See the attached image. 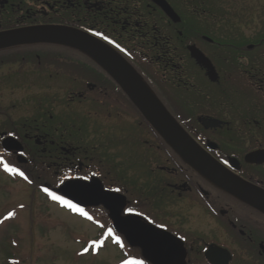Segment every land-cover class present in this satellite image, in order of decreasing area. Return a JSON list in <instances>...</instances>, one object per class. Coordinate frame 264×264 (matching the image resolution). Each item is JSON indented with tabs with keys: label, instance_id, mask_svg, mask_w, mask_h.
I'll return each mask as SVG.
<instances>
[{
	"label": "flooded vegetation",
	"instance_id": "flooded-vegetation-1",
	"mask_svg": "<svg viewBox=\"0 0 264 264\" xmlns=\"http://www.w3.org/2000/svg\"><path fill=\"white\" fill-rule=\"evenodd\" d=\"M166 1L179 22L153 0H0V99H7L0 101V162L23 169L41 158L44 195L69 181L94 183L118 197L123 217L174 235L184 264H264L263 212L186 163L96 60L72 46L31 41L52 28L101 40L222 165L224 178L240 183L235 191L264 193V26L253 22L263 18L259 0ZM185 17L203 26L179 27ZM243 27L255 29L250 35ZM132 166L138 170L130 178ZM59 197L82 208L87 215L53 202L84 222H114L102 204ZM128 250L153 264L142 248Z\"/></svg>",
	"mask_w": 264,
	"mask_h": 264
},
{
	"label": "water",
	"instance_id": "water-1",
	"mask_svg": "<svg viewBox=\"0 0 264 264\" xmlns=\"http://www.w3.org/2000/svg\"><path fill=\"white\" fill-rule=\"evenodd\" d=\"M174 21L180 18L166 0H153ZM34 37V38H33ZM34 42L60 43L75 47L91 58L111 75L129 96L145 118L156 128L168 142L188 163L202 176L214 182L218 187L247 202L264 213V193L252 190L239 194L235 190L241 189L239 182L226 180L225 169L198 145L170 114L164 104L156 96L140 73L117 51L86 33L75 29H44L36 31L31 36ZM192 56L200 64L210 62L204 54L195 47H191ZM7 150L22 151L21 146L4 147ZM263 153L256 154L261 156ZM264 156V155H263ZM21 158V156H20ZM228 176V175H227ZM101 187V186H100ZM88 191L90 193H88ZM58 192L83 206L104 205L110 210L113 225L120 234L124 235L133 247H140L146 258L153 264H184L185 251L182 243L172 234L157 229L135 217H123L122 206H117V198L111 194H102L96 186L80 181H69L62 185ZM114 203V204H113ZM123 204V203H122ZM179 245V247H177Z\"/></svg>",
	"mask_w": 264,
	"mask_h": 264
},
{
	"label": "rangeland",
	"instance_id": "rangeland-1",
	"mask_svg": "<svg viewBox=\"0 0 264 264\" xmlns=\"http://www.w3.org/2000/svg\"><path fill=\"white\" fill-rule=\"evenodd\" d=\"M232 10L235 11V6ZM255 12L256 16L263 17L253 21L260 28L264 26V0L257 2ZM242 21V25L251 23L250 29L255 26L252 20ZM243 29L251 35L255 27ZM0 101L4 103L7 99ZM55 107L59 109L58 105ZM84 110V106H78L77 111ZM118 162L125 161L122 157ZM137 170L132 166L129 177ZM37 184L9 178L0 170V264H7L8 258L12 264H125L130 260L110 238L104 240L95 224L49 203ZM10 212L13 215L9 217ZM93 241H102V244L93 247Z\"/></svg>",
	"mask_w": 264,
	"mask_h": 264
},
{
	"label": "trees",
	"instance_id": "trees-1",
	"mask_svg": "<svg viewBox=\"0 0 264 264\" xmlns=\"http://www.w3.org/2000/svg\"><path fill=\"white\" fill-rule=\"evenodd\" d=\"M181 26L182 27H184V26L185 27H202L203 25H201L199 23V20H197V19L185 17L183 19L182 24H179V27H181ZM38 153L42 154L41 152H38ZM38 153L35 152L36 156ZM35 160L36 161H34V163L32 164L33 166L29 165L23 169H22V167L19 166V168H20V170L22 169L21 171L24 173V176L28 177L27 181H29L31 185H36V183H39V184H37V186L39 188H42L44 185L43 182L45 180H49V178H46V176H45L46 168H45V165L42 163V159L41 158L36 159V157H35ZM9 164H11V162H9ZM35 165H37V166H35ZM15 179H17V178H15ZM93 223H95L96 225L99 226V228L103 234L107 235L109 233V229H111L112 232L115 231L112 227L111 222H93ZM119 236L121 238L120 243H117L116 241H114V243L116 245H119V248L121 249V251H123L127 255L128 253L126 252V249H130L131 247H129V245L125 242L124 238L121 235H119ZM114 239H116V238H114ZM8 240L9 241L11 240V242L13 241L12 238H8ZM137 251L139 252L138 249H137ZM131 256L134 259H138V256H137V254H135V252L132 253ZM7 264H12L10 258H8Z\"/></svg>",
	"mask_w": 264,
	"mask_h": 264
},
{
	"label": "snow or ice",
	"instance_id": "snow-or-ice-1",
	"mask_svg": "<svg viewBox=\"0 0 264 264\" xmlns=\"http://www.w3.org/2000/svg\"><path fill=\"white\" fill-rule=\"evenodd\" d=\"M97 35H99V33H98ZM105 39H107V37H105ZM117 47H119V46L117 45ZM0 159H2V158H0ZM4 167H5V169L8 170V171L19 172L18 169L12 168L11 166H9V165L6 164V163L4 164ZM19 175L23 176L24 173H23V172H19ZM25 179H27V177H25ZM45 191H47V189H45ZM116 191H119V189H116ZM53 198H54V199H61V200H63V198L58 197V196H55V195H53ZM63 203H65V204L68 205L69 207L73 208L74 210H76V211H78V212H81V213L84 214V215H87V213H84V211H83L82 208H80L79 206H77V205H75V204H72L70 201L63 200ZM127 211L131 212L132 210H131V209H128ZM12 215H13V213H11V212L8 213V216H9V217L12 216ZM111 233H112V230L109 229V235H111ZM116 242H117V243H120V238H119L118 236L116 237ZM98 244H102V241H93V242H92L93 247H95V246L98 245ZM85 251H88V249L85 248ZM125 264H129V262H125ZM135 264H143V261H137V262H135Z\"/></svg>",
	"mask_w": 264,
	"mask_h": 264
}]
</instances>
